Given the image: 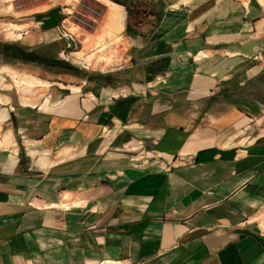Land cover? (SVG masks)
Returning <instances> with one entry per match:
<instances>
[{"label":"crops","instance_id":"obj_1","mask_svg":"<svg viewBox=\"0 0 264 264\" xmlns=\"http://www.w3.org/2000/svg\"><path fill=\"white\" fill-rule=\"evenodd\" d=\"M72 1L33 32L10 24L21 46L63 31L81 46ZM92 1L96 33L121 8L131 62L98 73L58 61L63 95L48 82L0 95V264H264V130L227 139L264 114V0ZM162 73L145 94L131 88ZM137 140L141 152L124 149Z\"/></svg>","mask_w":264,"mask_h":264},{"label":"rangeland","instance_id":"obj_2","mask_svg":"<svg viewBox=\"0 0 264 264\" xmlns=\"http://www.w3.org/2000/svg\"><path fill=\"white\" fill-rule=\"evenodd\" d=\"M52 1L53 0H13L11 2H8L7 3L9 4L8 13L4 14L2 10L0 11V15H1L0 16V30L3 29L4 26L6 27L7 25L14 24V23L23 25L27 29V31L29 30L33 32L35 30H38L37 22L42 19L44 20L47 19L50 12L53 11V9H54V12H57L59 9L58 6H53L54 8L50 6ZM66 1L68 2V0ZM72 2H73L75 9L71 10L72 11L71 14L75 16L80 15L82 17V19H78L79 17H77V18H72V20L77 26L84 28L86 31L82 34V37H81L82 39H85V42L81 44L80 46L82 49L81 50L82 52H86L87 50H89L90 47L93 45V43H95L100 38H103L105 36H108V37L117 36L116 31L114 30L115 25H112L113 30L111 32L104 30L101 33H96L95 31L91 30V28L89 27V22L91 24H95V23H93V21L90 19V16L94 15L98 9L96 8V5L94 4L92 0H76ZM60 4H62V0ZM16 10H19L20 11L19 14H22V15L18 16L16 13H14ZM11 31L13 33H19L16 30V28L14 29V27H11ZM23 31H24L23 33H25L24 29ZM112 32L114 35L112 34ZM23 40H24L23 36L20 38L10 39V38H4V36L0 33V44L17 43V44L22 45L21 42H24ZM24 44H27V43H24ZM32 44L33 45H31L30 49L36 50V53L38 56L44 57L47 60H57V61L70 64V62L63 60L61 56L59 55V53L62 50H64L67 46L66 42L63 39L60 38L56 42H45V43L43 41L41 43L35 41V43L33 42ZM22 46H24L25 48H29L28 45H22ZM4 67L11 69L17 72L18 74H22V75L24 74L26 76L28 75L35 80H38V81L40 80L41 82H44V85H47L49 83L51 85L49 87V91L53 97H57V95L61 96L65 93L63 89L62 90L58 89L55 86V84L60 83V84H63L64 86L67 84V83H63V81H65L66 79L63 73L66 70L59 69L55 66H50L49 68L43 67L41 65L35 66L31 63H22L16 59H8L7 57L0 55V81H1L0 82V95L1 96H8V95L10 96V94H14L17 89L20 90V88L16 84L15 78L13 76L11 77L10 74H7L2 70V68ZM10 79L15 82L16 86L13 84V82ZM38 85L41 86L42 84H38ZM39 89L46 90V88H39ZM2 101L4 100L2 99ZM4 107H5L4 104H0V109ZM9 128H10L9 125H7V127H4L3 125H1L0 137H4L5 131ZM8 141L9 139L4 137L3 142L5 146L7 145V147H8ZM259 213H257L258 216H259Z\"/></svg>","mask_w":264,"mask_h":264},{"label":"built area","instance_id":"obj_3","mask_svg":"<svg viewBox=\"0 0 264 264\" xmlns=\"http://www.w3.org/2000/svg\"><path fill=\"white\" fill-rule=\"evenodd\" d=\"M52 5L58 6L61 14L65 15L66 13H68L65 11V8L67 7L66 5H60L54 0L52 1ZM60 38L66 42L67 46L59 53V55L63 60L70 62V64L78 70L84 72L96 71L98 73H115L127 68L129 63L131 62L130 58L127 55L126 48L124 46V42L121 40V37H118L117 39L101 38L98 40L95 46L91 47L86 52L81 51V47L79 43H77V36L75 34L63 31L60 34ZM165 78L166 73H162L142 84L131 83V88L137 90L136 92L139 94H145V91L152 89L159 84H165ZM118 96H125V92L118 91L115 97ZM9 108L12 109L11 106H9ZM261 130H264V114L257 118H248V121L239 129H236L234 132H232V134L228 135L227 139L243 140L246 134L250 133L252 136H254ZM156 142L157 138L150 141L152 145H155ZM136 143L137 145L135 147L126 145L124 146V149L128 152H132L135 150L138 151L136 153L141 152L138 145H141L142 141L137 140ZM148 153L149 155L146 154L144 155V157L150 156L152 150L148 151ZM134 158L135 157L132 155L129 157V159L131 160L130 165L132 166H136V162H133ZM139 161H141L140 163L142 164L145 163L144 159H140ZM181 163L190 164L191 160H183L181 161ZM261 213H264V210Z\"/></svg>","mask_w":264,"mask_h":264},{"label":"bare ground","instance_id":"obj_4","mask_svg":"<svg viewBox=\"0 0 264 264\" xmlns=\"http://www.w3.org/2000/svg\"><path fill=\"white\" fill-rule=\"evenodd\" d=\"M6 0H0V11H1V8H2V2H5ZM8 1V0H7ZM70 1V0H68ZM75 1V0H74ZM4 6V5H3ZM110 6H111V18L113 20L112 22V25H115V31L116 33L119 32L120 28H121V24H122V20H123V12L121 10V8L113 3H110ZM110 18V19H111ZM11 27H13V25H7L6 27L4 26L3 29L0 30V33L4 36V38H19L20 37V33H13L11 31ZM113 27V26H112ZM13 30V29H12ZM115 33V32H114ZM114 35V34H113ZM117 35V34H116ZM118 35L117 36H114L115 39H117ZM2 70L7 73V74H10L11 77L13 76L16 80V84L18 85V87L20 88V90H30L32 87L38 85V84H42L44 85V82H41L40 80H35L33 79L32 77L30 76H26V75H22V74H18L17 72L9 69V68H2ZM35 78V77H34ZM11 80V79H10ZM13 82V84L16 86L15 82L13 80H11ZM1 82V81H0ZM41 85V86H42ZM45 86V85H44ZM24 92V91H23ZM27 92V91H26ZM23 95V94H22ZM29 95V94H28ZM25 97V96H24ZM31 98V97H30ZM49 96H47L44 101L39 104L38 106L40 107H43L47 104H49ZM2 101V99H1ZM53 103V102H52ZM10 133L6 134L9 135ZM2 144V141H0V145ZM4 145V143H3Z\"/></svg>","mask_w":264,"mask_h":264},{"label":"trees","instance_id":"obj_5","mask_svg":"<svg viewBox=\"0 0 264 264\" xmlns=\"http://www.w3.org/2000/svg\"><path fill=\"white\" fill-rule=\"evenodd\" d=\"M126 11H129V7L124 4ZM127 27H125V30ZM127 31V30H126ZM127 35V33H126ZM0 55L7 57L8 59H21L23 61H29V62H34V63H41L44 66L50 67V66H57L61 65L58 61L55 60H47L44 57H40L37 55L35 51H27L24 47H22L19 44L16 43H10V44H5L2 43L0 44ZM64 66L68 69H76L72 65L69 64H64Z\"/></svg>","mask_w":264,"mask_h":264},{"label":"water","instance_id":"obj_6","mask_svg":"<svg viewBox=\"0 0 264 264\" xmlns=\"http://www.w3.org/2000/svg\"><path fill=\"white\" fill-rule=\"evenodd\" d=\"M70 45V44H69Z\"/></svg>","mask_w":264,"mask_h":264}]
</instances>
